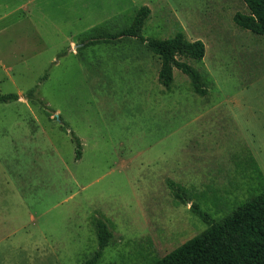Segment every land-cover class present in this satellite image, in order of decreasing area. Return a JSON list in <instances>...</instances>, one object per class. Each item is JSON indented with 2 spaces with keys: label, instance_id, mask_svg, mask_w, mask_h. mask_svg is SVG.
<instances>
[{
  "label": "rangeland",
  "instance_id": "1",
  "mask_svg": "<svg viewBox=\"0 0 264 264\" xmlns=\"http://www.w3.org/2000/svg\"><path fill=\"white\" fill-rule=\"evenodd\" d=\"M146 38L202 40L209 91L194 92L137 40L84 46L142 6ZM243 0H0V264H85L93 220L114 223L98 264H149L261 192L264 35L239 27ZM35 87V102L28 91ZM79 138L82 157L76 159ZM204 198L174 199L167 180Z\"/></svg>",
  "mask_w": 264,
  "mask_h": 264
},
{
  "label": "trees",
  "instance_id": "2",
  "mask_svg": "<svg viewBox=\"0 0 264 264\" xmlns=\"http://www.w3.org/2000/svg\"><path fill=\"white\" fill-rule=\"evenodd\" d=\"M250 13L237 12L235 23L245 30L264 35V0H243ZM151 14L149 6L137 10L129 25L119 30L94 29L84 40V46L97 44H118L121 41L137 40L160 58L159 82L170 89L174 83V69H179L190 80L194 92L205 96L210 81L206 73L201 72L182 58L202 61L206 54V45L202 40H190L183 30H177L170 38H146L143 28ZM35 87L28 91L33 102ZM17 93L0 95V102L16 101ZM76 144V159L82 157V146L78 137L73 136ZM254 170L261 181V192L221 219H215L204 211L200 204L192 202L204 198V192L189 189L172 179L167 180L174 199L188 204L192 210L206 222L208 227L200 234L189 239L165 256L155 258L149 264H264V174L257 160L251 157ZM98 247L85 264H98L105 249L114 240V223L108 218L93 220Z\"/></svg>",
  "mask_w": 264,
  "mask_h": 264
}]
</instances>
